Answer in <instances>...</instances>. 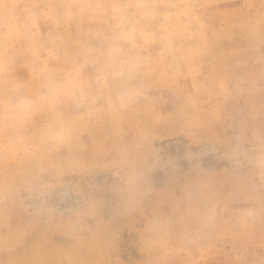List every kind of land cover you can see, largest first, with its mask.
Masks as SVG:
<instances>
[{
  "label": "clouds",
  "instance_id": "obj_1",
  "mask_svg": "<svg viewBox=\"0 0 264 264\" xmlns=\"http://www.w3.org/2000/svg\"><path fill=\"white\" fill-rule=\"evenodd\" d=\"M0 264H264V0H0Z\"/></svg>",
  "mask_w": 264,
  "mask_h": 264
},
{
  "label": "rangeland",
  "instance_id": "obj_2",
  "mask_svg": "<svg viewBox=\"0 0 264 264\" xmlns=\"http://www.w3.org/2000/svg\"><path fill=\"white\" fill-rule=\"evenodd\" d=\"M130 240H131V238L129 236H127V234H126L124 237V241L121 244V247L126 250L125 255H124V259H128L129 255H132V256L135 255L134 249L131 247Z\"/></svg>",
  "mask_w": 264,
  "mask_h": 264
}]
</instances>
